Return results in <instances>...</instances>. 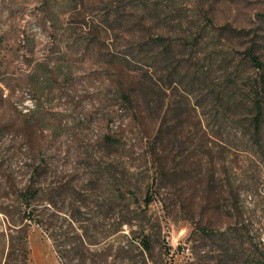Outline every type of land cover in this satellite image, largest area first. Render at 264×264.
<instances>
[{
  "label": "rangeland",
  "instance_id": "374dc122",
  "mask_svg": "<svg viewBox=\"0 0 264 264\" xmlns=\"http://www.w3.org/2000/svg\"><path fill=\"white\" fill-rule=\"evenodd\" d=\"M263 82L264 0H0V234L39 163L63 258L30 224L28 264H132L143 235L150 264L264 256Z\"/></svg>",
  "mask_w": 264,
  "mask_h": 264
},
{
  "label": "trees",
  "instance_id": "16d2710c",
  "mask_svg": "<svg viewBox=\"0 0 264 264\" xmlns=\"http://www.w3.org/2000/svg\"><path fill=\"white\" fill-rule=\"evenodd\" d=\"M223 29V27H222ZM221 29V30H222ZM169 47L164 46L163 47V52L167 53ZM245 54L247 55L250 63L258 68L262 69L263 68V63L260 61L259 55L256 54L254 47L249 46L245 49ZM165 56H169V53L166 54ZM229 76H231V79H229ZM229 76L226 77V80H232L233 82L236 81L234 77L233 71L229 73ZM209 77V70L208 67L203 68L202 71V83L208 87L209 84H207ZM229 82H226L225 85L221 86L218 91H216L215 95H213L214 101L217 102L218 104H225L226 109H228L229 101L231 99H241L242 96H238L236 93V90L231 88L228 89V84ZM261 87H264V82L261 84ZM259 87L256 88L258 90ZM247 95L248 97H245L244 101L248 100L250 104L255 108V113L252 116V126L255 131H243L244 134H250L254 137H256V140L259 144H261V131H257L260 126V119H261V100L259 99L258 96V91L253 92V90H247ZM240 94V93H239ZM123 99L128 100L130 95L129 93H121ZM241 95V94H240ZM41 168V165L38 163L33 167L31 170V174L29 175L28 179L24 182L22 187H20V195L16 198L15 205L13 207L15 208V214L14 218L12 217V226L9 227V231L7 232H1V237H2V248H5V250H2V259H3V264H16L15 260L17 259V256H19L21 263L20 264H28V259H29V247H28V236H29V225L30 224H35L42 229H45L46 232L48 233V236L52 240L53 246L60 256V258H63V253L61 252L57 238H56V231H54V228L56 227L54 223L47 222L44 219V214H43V208L46 209V205H44L42 208L39 207L41 204H48V206H55L56 204V199L55 196L52 197H46L43 198L41 193L43 192L42 186L38 185L37 180L35 177L39 175V169ZM55 187L51 188L49 190L50 193H53ZM125 198V196H124ZM148 200V199H147ZM80 206V205H79ZM7 207V206H6ZM0 211L7 217L9 216V211L7 208L0 207ZM71 218V221L77 220L76 216L71 213L68 215V218ZM121 224H127L131 225V220L130 219H122L119 221V225ZM85 239H81V245L82 247H85L83 242ZM139 249H138V254L140 256V259L138 260L136 257L133 258L132 264H150L147 257L146 253L151 252L153 246L151 243V240L149 239L148 235H143L140 240H139ZM224 246V248L222 247ZM225 244H221V248L223 251L229 252L228 248H225ZM168 250L169 247L165 246L164 244L160 245V251L164 252L163 254L168 255ZM71 251V250H70ZM162 252H160L162 254ZM69 258L70 263L67 264H84L81 263L80 260L75 259V257L69 253L68 251L65 253ZM71 254V255H70ZM226 256H229L226 254ZM14 260V261H13ZM14 262V263H13ZM83 262V261H82ZM64 264V262H63ZM128 264V263H127ZM171 264V263H170ZM246 264V262L244 263ZM248 264H264V256L260 255L257 256L255 253L252 255V262Z\"/></svg>",
  "mask_w": 264,
  "mask_h": 264
},
{
  "label": "built area",
  "instance_id": "2783aa9c",
  "mask_svg": "<svg viewBox=\"0 0 264 264\" xmlns=\"http://www.w3.org/2000/svg\"><path fill=\"white\" fill-rule=\"evenodd\" d=\"M187 250H189V248H187Z\"/></svg>",
  "mask_w": 264,
  "mask_h": 264
}]
</instances>
